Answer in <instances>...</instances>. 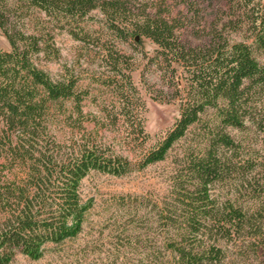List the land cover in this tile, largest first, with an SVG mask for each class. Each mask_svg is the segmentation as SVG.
<instances>
[{
    "label": "trees",
    "instance_id": "obj_1",
    "mask_svg": "<svg viewBox=\"0 0 264 264\" xmlns=\"http://www.w3.org/2000/svg\"><path fill=\"white\" fill-rule=\"evenodd\" d=\"M157 1L151 11L147 3L128 0H0V29L10 46L0 49V264L18 252L37 259L46 244L75 236L87 209L80 194L86 175L120 176L164 160L209 109L207 143L184 157L172 184L178 205L173 213L165 210L169 224H178L168 240L173 264H264V147L249 146L246 136L237 140L228 130L260 136L264 145V0H221L225 19L208 22L206 39L197 45L177 34L187 15L168 16L161 9L166 0ZM25 8L66 26L89 52L96 48L109 70L97 82L111 92L99 117L84 110L89 91L72 67L64 65L54 77L39 65L40 55L57 59L60 53L43 22L32 32L24 28L19 14ZM94 9L111 33L102 43L83 27ZM197 14L192 10L190 19ZM231 32L244 39H231ZM136 36L153 42V57L172 74L180 68L184 78L174 82L178 116L154 136L145 126L132 63L115 41ZM15 168L24 175L4 179ZM217 183H227L231 197L215 195Z\"/></svg>",
    "mask_w": 264,
    "mask_h": 264
},
{
    "label": "rangeland",
    "instance_id": "obj_2",
    "mask_svg": "<svg viewBox=\"0 0 264 264\" xmlns=\"http://www.w3.org/2000/svg\"><path fill=\"white\" fill-rule=\"evenodd\" d=\"M140 7L149 4L151 11L157 0H128ZM194 7L188 10L178 0H166L161 9L169 10L171 17L187 15L185 26L177 34L187 44L197 45L206 39V24L224 17V2L221 0H189ZM15 4V0H8ZM197 17L190 19L192 10ZM20 22L28 32L35 31L37 23L43 22L50 28L52 42L59 49V58L49 59L40 55L39 65L56 77L64 65L72 67L79 79V86L89 91L84 101V110L97 117L99 109L106 105L110 88L97 81L109 73L108 68L93 51H88L84 43L74 39L68 28L59 24L37 8H25L20 12ZM39 18V19H38ZM86 31L95 32L99 42L110 40L104 17L99 9L92 10L83 22ZM107 36V37H106ZM109 36V37H108ZM235 41L244 39L241 33L231 32ZM118 48L125 53L133 67L132 80L145 100V126L151 135L169 128L179 113L178 87L174 82L183 81L179 68L172 74L165 62L154 56L157 46L148 38L132 37L127 41L115 40ZM0 49L9 50V43L0 29ZM263 61L264 58L259 55ZM102 76V77H101ZM183 83V82H181ZM105 103V104H104ZM209 109L201 122L189 129L187 134L175 142L162 161L142 169L116 176L109 173L91 171L80 182V194L87 205L80 231L59 244H46L42 255L37 259L18 252L9 264H173L175 254L168 247V240L176 235L177 226L170 225L165 210L178 205L173 192L174 176L179 174L186 154L198 152L206 145V124L213 118ZM92 127V124H88ZM238 140L245 137L249 146L260 145V136L228 128ZM248 135V136H247ZM251 138H248V137ZM110 134V139H113ZM119 152L126 153L118 146ZM24 175L22 169L15 168L4 175L11 180ZM229 185L217 183L214 194L221 199L231 197Z\"/></svg>",
    "mask_w": 264,
    "mask_h": 264
},
{
    "label": "water",
    "instance_id": "obj_3",
    "mask_svg": "<svg viewBox=\"0 0 264 264\" xmlns=\"http://www.w3.org/2000/svg\"><path fill=\"white\" fill-rule=\"evenodd\" d=\"M135 40H136V41L138 40V36L135 37Z\"/></svg>",
    "mask_w": 264,
    "mask_h": 264
}]
</instances>
